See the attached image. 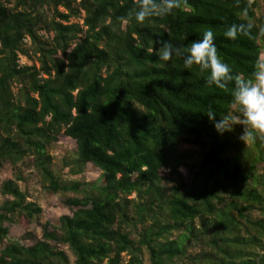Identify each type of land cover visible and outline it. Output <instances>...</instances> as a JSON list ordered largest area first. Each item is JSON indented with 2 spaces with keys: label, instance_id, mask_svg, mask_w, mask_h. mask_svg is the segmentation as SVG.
<instances>
[{
  "label": "trees",
  "instance_id": "16d2710c",
  "mask_svg": "<svg viewBox=\"0 0 264 264\" xmlns=\"http://www.w3.org/2000/svg\"><path fill=\"white\" fill-rule=\"evenodd\" d=\"M187 5L138 23L134 0H0V170L14 173L0 187V264H264V144L240 141L242 125L221 135L205 115L236 114L232 85L209 87L182 57L158 55L162 42L185 47L211 29L220 58L250 77L264 0ZM249 21V35L224 36ZM61 135L77 146L69 175L92 164L96 182L54 170ZM27 170L72 215L45 223L33 245H4L5 224L43 214Z\"/></svg>",
  "mask_w": 264,
  "mask_h": 264
},
{
  "label": "clouds",
  "instance_id": "9594fccd",
  "mask_svg": "<svg viewBox=\"0 0 264 264\" xmlns=\"http://www.w3.org/2000/svg\"><path fill=\"white\" fill-rule=\"evenodd\" d=\"M239 3V0H237ZM253 0H247L251 7ZM187 0H134V7L129 11V18L134 17L138 23L152 17H164L174 10H186ZM243 14L247 16V8ZM255 25L247 22L233 24L224 36L230 40L237 39L238 34L249 35ZM259 36L264 37V27L259 28ZM159 59L169 61L173 56L183 58L185 69L198 68L199 74L205 75L209 87L228 91L231 87V107L236 114H228L216 120V114L209 109L205 114L214 124L219 134L233 131L234 125H242V133L238 139L245 144L259 140L264 144V61L258 59L250 77L233 74V69L218 55L214 43V32L204 31L202 39L194 40L185 47H176L170 42H162L158 52Z\"/></svg>",
  "mask_w": 264,
  "mask_h": 264
},
{
  "label": "rangeland",
  "instance_id": "374dc122",
  "mask_svg": "<svg viewBox=\"0 0 264 264\" xmlns=\"http://www.w3.org/2000/svg\"><path fill=\"white\" fill-rule=\"evenodd\" d=\"M260 15L259 13L257 16ZM82 22V20H79ZM29 42V40H27ZM261 60L264 61V51L261 56ZM36 61V58L33 57V60H28L26 57L22 56L20 63L22 65H33ZM13 91L16 93V87L13 88ZM77 146L74 140L61 135L56 142H53L49 148V153L53 156V168L56 172L62 176L64 180L69 181H77L81 183H94L96 182L101 175L99 169L94 167L92 164H88L83 173L79 176H71L69 175L70 169L72 167V163L76 158ZM64 164H68V167L63 169ZM185 181L188 179V171L185 168H181L180 170ZM168 178L170 175L166 172L164 173ZM27 179L26 188L29 192L28 201L34 202L38 206H40L43 210V214L41 217L34 222H28L23 220L22 218H17L18 222H14L13 224H5L9 227V236L8 239L4 242V245L8 242H19L25 245H33L34 242L38 239H42L43 227L45 223H50L53 226L59 225V220L62 216L72 215V210L68 208L64 203L63 199L60 195H54L49 193L46 189H44V185L37 175V173L33 170H27L24 174ZM9 179H14L13 169L10 166H5L0 170V187L1 184ZM20 184V183H19ZM22 188H24V184H20ZM72 196V195H68ZM135 195H132L134 198ZM6 199L0 195V205ZM65 250L71 261H74V257L69 251L67 247H61Z\"/></svg>",
  "mask_w": 264,
  "mask_h": 264
}]
</instances>
